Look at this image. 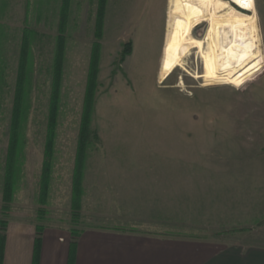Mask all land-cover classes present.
<instances>
[{"label":"rangeland","instance_id":"374dc122","mask_svg":"<svg viewBox=\"0 0 264 264\" xmlns=\"http://www.w3.org/2000/svg\"><path fill=\"white\" fill-rule=\"evenodd\" d=\"M62 0H0V220L264 246V0L261 55L233 82L202 80L199 46L165 48L167 0H106L91 145L72 207L76 136L98 0H69L51 172H41ZM206 24L193 29L204 35ZM27 31L25 114L5 190L13 97ZM31 30V31H29ZM131 53L120 60L124 43Z\"/></svg>","mask_w":264,"mask_h":264},{"label":"crops","instance_id":"0c3cea01","mask_svg":"<svg viewBox=\"0 0 264 264\" xmlns=\"http://www.w3.org/2000/svg\"><path fill=\"white\" fill-rule=\"evenodd\" d=\"M2 264H34L36 230L7 224ZM69 230L45 226L35 264H264V246L105 228L82 229L70 249Z\"/></svg>","mask_w":264,"mask_h":264},{"label":"bare ground","instance_id":"6f19581e","mask_svg":"<svg viewBox=\"0 0 264 264\" xmlns=\"http://www.w3.org/2000/svg\"><path fill=\"white\" fill-rule=\"evenodd\" d=\"M164 45L184 53L199 46L204 84L233 82L262 53L255 0H167Z\"/></svg>","mask_w":264,"mask_h":264},{"label":"trees","instance_id":"16d2710c","mask_svg":"<svg viewBox=\"0 0 264 264\" xmlns=\"http://www.w3.org/2000/svg\"><path fill=\"white\" fill-rule=\"evenodd\" d=\"M106 0H98L96 12H95V22H94V37L91 52H90V60L88 66V73L86 77V85L85 91L82 100L80 118H79V126L78 132L76 136V145H75V156H74V166L72 173V207H79L80 203V194L82 193V175L83 169L85 165V160L87 158L88 151L94 141H97L98 134L96 129L91 126V115L93 111L94 104V93L96 90V77L97 70L96 65L99 56L100 42L99 39L102 36L103 30V20H104V6ZM69 0H62L61 6L59 10L60 14V24L59 31L60 34L56 36L55 43V51L52 60V68H51V90L49 95V107H48V115H47V123H46V132H45V142H44V159L42 161V172H41V197L40 201L44 202V199L47 194V187L49 181V175L51 172V158L53 154V144L55 137V129L57 123V117L59 114V100H60V92H61V81H62V72H63V57L65 50V40L64 36L61 34L65 27V20L67 14ZM31 31V30H29ZM28 49V37L27 31H24L23 40H22V52L20 54L19 62H18V72L16 78V86L13 97V105L11 112V120H10V129L9 136L10 141L7 150V160L5 167V190L10 192L12 179L14 177V158L15 151L13 145L17 141V136H19V128L21 125V121L24 118L25 114V80H26V57L25 52ZM131 43L126 42L123 45V48L120 53V60L124 59V56L131 53ZM77 209V208H75ZM7 220H0V264L3 261V253H4V244L6 239V229H7ZM36 230V236L34 238V264L36 263L37 252L39 250L42 233L44 230V225L40 223L34 224ZM81 229L71 228V242L70 249L73 250L75 245V239L78 237Z\"/></svg>","mask_w":264,"mask_h":264},{"label":"snow or ice","instance_id":"6c2138e0","mask_svg":"<svg viewBox=\"0 0 264 264\" xmlns=\"http://www.w3.org/2000/svg\"><path fill=\"white\" fill-rule=\"evenodd\" d=\"M245 2H246V0H245Z\"/></svg>","mask_w":264,"mask_h":264}]
</instances>
